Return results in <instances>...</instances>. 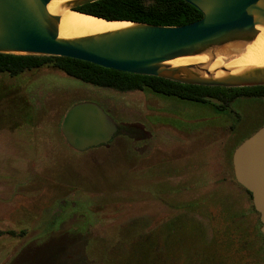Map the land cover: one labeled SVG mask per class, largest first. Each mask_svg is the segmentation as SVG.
<instances>
[{
	"label": "rangeland",
	"instance_id": "obj_1",
	"mask_svg": "<svg viewBox=\"0 0 264 264\" xmlns=\"http://www.w3.org/2000/svg\"><path fill=\"white\" fill-rule=\"evenodd\" d=\"M82 102L98 105L130 138L70 148L61 123ZM232 108L218 116L149 92L97 88L50 68L13 79L0 75V264H11L22 249L28 251L16 264H159L155 239L142 237L151 238L174 216L192 217L182 207L193 209L207 193L210 205L227 197L226 213L229 205L248 207L223 177L231 152L264 125V101H238ZM198 220L210 236L208 222ZM182 230L177 226L169 239L163 230V257L182 237L202 246L201 235ZM62 243L68 249H60Z\"/></svg>",
	"mask_w": 264,
	"mask_h": 264
},
{
	"label": "water",
	"instance_id": "obj_2",
	"mask_svg": "<svg viewBox=\"0 0 264 264\" xmlns=\"http://www.w3.org/2000/svg\"><path fill=\"white\" fill-rule=\"evenodd\" d=\"M51 1L0 0V54L71 58L191 86H264V65L227 66L264 30V0H183L202 17L177 27L91 16L120 26L74 38L59 37V12H76L98 0H66L57 13L48 10ZM179 59L196 62L170 63ZM118 131L114 120L90 102L71 107L61 123V134L75 151L107 144ZM232 168L235 181L251 193L264 235V126L234 150Z\"/></svg>",
	"mask_w": 264,
	"mask_h": 264
},
{
	"label": "trees",
	"instance_id": "obj_3",
	"mask_svg": "<svg viewBox=\"0 0 264 264\" xmlns=\"http://www.w3.org/2000/svg\"><path fill=\"white\" fill-rule=\"evenodd\" d=\"M74 11L107 21L137 22L165 27L184 26L202 17L196 8L183 0H98ZM42 68L55 69L82 83L117 93L149 92L163 98L209 108L218 116L233 113L232 105L238 101H264V86L247 88L191 86L152 76L105 69L71 58L0 54V75L10 79ZM233 152L229 156V173L223 177L225 188L236 186L248 201V207L236 209L229 205L226 213L223 203L227 197H222L221 203L210 205L207 200L212 193L198 197L193 209L189 205L182 207L185 213H193L195 222L181 223L180 228L185 232L188 230L191 235H201L202 246H197L195 237H182L179 239L181 244L168 249L164 264H264V235L260 231L259 214L252 204L251 193L235 181L232 168ZM250 217H255L254 222H246ZM199 218L208 222L210 236ZM175 235L173 232L167 239ZM163 247L167 250L166 246ZM198 249L199 251H196ZM27 251L24 249L23 257ZM153 254L157 261L156 253ZM52 257L53 261H57L56 255L50 256V261Z\"/></svg>",
	"mask_w": 264,
	"mask_h": 264
},
{
	"label": "bare ground",
	"instance_id": "obj_4",
	"mask_svg": "<svg viewBox=\"0 0 264 264\" xmlns=\"http://www.w3.org/2000/svg\"><path fill=\"white\" fill-rule=\"evenodd\" d=\"M66 0H52L48 5V10L57 13V6ZM60 21L58 26L59 37L74 38L88 36L101 32H106L119 27V24H110L102 20H98L91 16L72 12H59ZM194 60L179 59L170 62L174 65H182L194 63ZM244 65H264V30H261L255 41L247 46L240 57L235 58L227 64V66H244Z\"/></svg>",
	"mask_w": 264,
	"mask_h": 264
},
{
	"label": "flooded vegetation",
	"instance_id": "obj_5",
	"mask_svg": "<svg viewBox=\"0 0 264 264\" xmlns=\"http://www.w3.org/2000/svg\"><path fill=\"white\" fill-rule=\"evenodd\" d=\"M263 126V125H262ZM261 126V127H262ZM120 131H121V129L119 128V131L115 134V135H122L121 133H120ZM126 136V135H125ZM127 136H129V138H130V134H128ZM176 210H178V211H180V209H176ZM176 210H170V212H174V211H176ZM182 211H185V210H183L182 209ZM169 213V212H168ZM185 213V212H184ZM183 213V214H184ZM179 216V215H178ZM184 216V220H180L177 216L175 217H173L172 219H170L171 221H170V223H166V224H163L162 222V224H159L158 226H156L152 231H151V234H155V235H153V236H155V237H151V238H144V237H142V240H143V242H146L147 241V243H148V241H150V239H155L154 241H155V243H154V245H153V247H152V251L153 252H155L156 253V256H157V262L159 263V264H162V263H164V257H163V254H162V250H163V248H162V246H163V238L161 237V235L164 233L163 232V230L167 233V235L169 236L170 234H172L173 232L174 233H176L175 231H176V229H177V226H180V224L182 223V224H187L188 222H192V223H194L195 221L193 220V217H192V219H191V217H189V216H187L186 214H184L183 215ZM157 220H160V219H157ZM146 228H147V226L145 225V227L143 226L142 227V230H141V234L143 235H147V232H146ZM7 234H9V235H14V233H13V231H8V232H6ZM148 239V240H147ZM61 241V240H60ZM65 243V242H64ZM64 243H62L61 245L63 246V247H61L60 249H62V248H65L66 249V245H68V244H64ZM70 243V245H77V243L78 242H72V244H71V242H69ZM69 247V246H68ZM68 247H67V249H68ZM23 251H24V249H22V251L21 252H18L17 253V255H16V257H15V259L12 261V263L11 264H13V263H17L18 262V260L19 259H21L20 261H22L23 260ZM30 251H34V250H30ZM33 254V253H32ZM60 256L58 257H56L57 259H60V257L62 258L63 256L61 255V254H59ZM31 257H32V255H30ZM34 258V257H33ZM67 262V261H66ZM15 263V264H16ZM22 264V263H21ZM55 264V263H54Z\"/></svg>",
	"mask_w": 264,
	"mask_h": 264
}]
</instances>
